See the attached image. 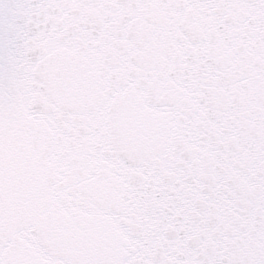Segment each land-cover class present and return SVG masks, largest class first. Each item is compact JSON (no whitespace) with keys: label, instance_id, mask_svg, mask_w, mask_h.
I'll use <instances>...</instances> for the list:
<instances>
[{"label":"snow or ice","instance_id":"snow-or-ice-1","mask_svg":"<svg viewBox=\"0 0 264 264\" xmlns=\"http://www.w3.org/2000/svg\"><path fill=\"white\" fill-rule=\"evenodd\" d=\"M0 264H264V0H0Z\"/></svg>","mask_w":264,"mask_h":264}]
</instances>
